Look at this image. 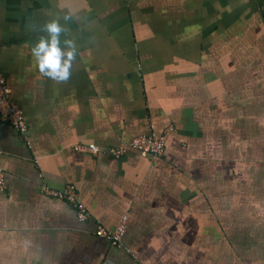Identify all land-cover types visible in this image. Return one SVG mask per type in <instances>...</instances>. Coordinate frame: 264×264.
I'll use <instances>...</instances> for the list:
<instances>
[{"label":"crops","instance_id":"1","mask_svg":"<svg viewBox=\"0 0 264 264\" xmlns=\"http://www.w3.org/2000/svg\"><path fill=\"white\" fill-rule=\"evenodd\" d=\"M52 18L61 82L30 51ZM0 74L30 125L0 116V264H264V0H0ZM166 133L156 160L128 145Z\"/></svg>","mask_w":264,"mask_h":264},{"label":"built area","instance_id":"2","mask_svg":"<svg viewBox=\"0 0 264 264\" xmlns=\"http://www.w3.org/2000/svg\"><path fill=\"white\" fill-rule=\"evenodd\" d=\"M0 116L22 135L27 136L29 134L30 125L25 111L20 104H17L13 98H11V90L2 74H0ZM168 134L169 133L164 134L162 138H156L151 135L148 136V134L136 135L130 139L128 145L137 149L142 155L149 159L156 160L165 153ZM75 149L77 152L87 155H97L101 152L98 146L92 144L76 145ZM106 152L117 157L124 152V147L109 146ZM6 191V176L4 172L0 170V193H6ZM42 191L47 195L64 200L74 207L79 221H86L89 219L90 214H88L85 205L79 200L78 192L73 186H67L63 190H53L43 185ZM126 221V218H124L122 222L113 229L98 228L96 236L108 241L114 247H120L127 231Z\"/></svg>","mask_w":264,"mask_h":264},{"label":"clouds","instance_id":"3","mask_svg":"<svg viewBox=\"0 0 264 264\" xmlns=\"http://www.w3.org/2000/svg\"><path fill=\"white\" fill-rule=\"evenodd\" d=\"M42 31L47 35L41 36L30 50L36 69L43 77L56 82L66 81L77 54L75 41L65 39L64 47H61L60 34L64 31V25L58 18L46 20Z\"/></svg>","mask_w":264,"mask_h":264}]
</instances>
